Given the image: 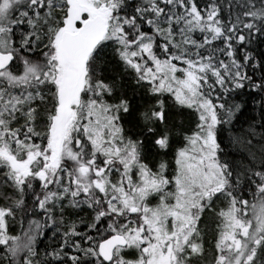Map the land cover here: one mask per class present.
<instances>
[{
	"label": "snow or ice",
	"instance_id": "obj_1",
	"mask_svg": "<svg viewBox=\"0 0 264 264\" xmlns=\"http://www.w3.org/2000/svg\"><path fill=\"white\" fill-rule=\"evenodd\" d=\"M0 264H264V0H0Z\"/></svg>",
	"mask_w": 264,
	"mask_h": 264
},
{
	"label": "trees",
	"instance_id": "obj_2",
	"mask_svg": "<svg viewBox=\"0 0 264 264\" xmlns=\"http://www.w3.org/2000/svg\"><path fill=\"white\" fill-rule=\"evenodd\" d=\"M233 99H234V102L244 105V108L242 109V112H244V116L242 117L243 120L250 121L252 117H255L256 121L257 122L259 121V119H260V117H259L260 107H259V104L257 103V101L260 100L259 94L252 93L251 90L246 88L242 92L241 95L235 96ZM247 126H248L247 123L243 124V127L246 128ZM258 131H259V129H258ZM227 135L228 134L225 133V139L227 138ZM147 146L149 148H151L150 138L147 142ZM222 147H223V145H222ZM228 150H231V149H228ZM157 151L158 150H156V149H151V152L149 153V159L150 160H153L155 163H159L162 160L170 159V155H171L170 153H169V155H165L164 150H159V154L157 155ZM215 227H216L215 217L211 213L206 214V216L204 217V219L201 223V228L204 229L205 233H206L205 239H206L207 243L205 244V247H206L207 252H208L207 259H209V260H210L211 255H212L211 245H212V243H214L213 236H214ZM16 230L18 231V228ZM48 235L50 236L51 232H49ZM46 246H48L47 250L51 251L52 248L58 247V243L48 239L47 237H42L41 242L38 245L39 250L41 251L42 254L45 251Z\"/></svg>",
	"mask_w": 264,
	"mask_h": 264
}]
</instances>
